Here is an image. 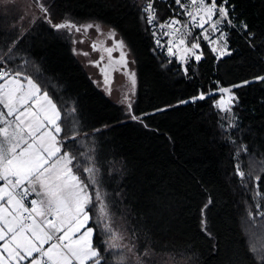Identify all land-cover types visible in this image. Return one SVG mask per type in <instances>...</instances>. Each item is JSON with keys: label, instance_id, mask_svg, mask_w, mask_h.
Masks as SVG:
<instances>
[{"label": "trees", "instance_id": "obj_1", "mask_svg": "<svg viewBox=\"0 0 264 264\" xmlns=\"http://www.w3.org/2000/svg\"><path fill=\"white\" fill-rule=\"evenodd\" d=\"M227 1L237 31L215 49L210 30L193 28L159 52L144 23L147 0H53L55 21L89 17L127 45L137 74L133 121L53 27L32 26L4 58L13 38L0 32V70L34 81L59 111L61 154L88 195L92 264H155L160 255L175 264H264L263 245L251 246L252 229L264 232V0ZM157 5L164 18L178 11ZM222 90L232 95L227 111L216 106ZM90 156L108 217L134 251L108 242Z\"/></svg>", "mask_w": 264, "mask_h": 264}, {"label": "rangeland", "instance_id": "obj_2", "mask_svg": "<svg viewBox=\"0 0 264 264\" xmlns=\"http://www.w3.org/2000/svg\"><path fill=\"white\" fill-rule=\"evenodd\" d=\"M52 2L53 0H0V32L3 31L7 38L9 36L13 38L10 43L8 41L2 58L11 52L17 41L32 26L38 25L45 29L53 27L55 34L67 40L74 58L98 90L119 106L124 120L133 121L135 117L131 115V106L136 95L137 74L132 54L127 45L111 28L89 17H66L65 20L55 21L52 19L53 13L50 9ZM46 9L49 11L45 12ZM212 42L215 49L219 45V40L216 39ZM92 43L94 45H91ZM102 48L103 50L99 52L98 50ZM231 104V93L222 90V97L216 102L217 108L227 111ZM0 115L2 116V118L0 117L1 122H3V116L10 119L4 129H2V125L0 126V177L13 189L19 190L17 189L21 186L19 179L26 182L30 176H35V179H43L54 170L62 169L61 166L67 160L70 161L66 153L61 154V143L57 136L59 111L47 93L43 92L31 79L21 78L14 74L0 79ZM88 175L95 189L102 226L109 236L108 242H111L114 247L134 251L128 237L119 228H116L113 220L108 217L103 195L97 186L91 156ZM74 177L77 179L76 175ZM54 185L64 189L65 193L68 190L67 197L70 199L72 182L63 179L54 182ZM83 187V185L78 186V190L72 198L73 210L70 203L67 207L63 203L65 210L67 208L68 212L72 213V217L75 212H78L77 209L83 208V205L85 206L88 201L87 192ZM0 208L5 214L7 233L4 247L6 248L8 245L13 257L15 259L18 257L16 264H37V261L40 262V258L47 259L44 256L47 251L41 254V250H43L41 247L44 244L30 248L29 241L23 239L21 232H17L20 228L18 220L20 206L14 195L1 182ZM201 218L202 227L205 228L207 225L205 211L202 212ZM252 230L251 246L255 251L261 250L260 246L264 247V232L263 230L261 232L260 227H255ZM40 234L49 243V237L47 238L43 230ZM248 235H251L250 231ZM62 236L63 234H58L57 239L64 252L56 245L50 249H58L62 255L68 254L78 264H87L88 261L85 257H76L70 251L69 242L67 243L65 239L72 236L73 240H77L80 245H85L93 251L91 247L92 230L86 228L80 235L74 236L68 232L64 234V239ZM38 253H40L39 256ZM134 254L136 256V253ZM164 258L166 257L163 255L157 256L155 264H175L171 259Z\"/></svg>", "mask_w": 264, "mask_h": 264}, {"label": "crops", "instance_id": "obj_3", "mask_svg": "<svg viewBox=\"0 0 264 264\" xmlns=\"http://www.w3.org/2000/svg\"><path fill=\"white\" fill-rule=\"evenodd\" d=\"M213 40L215 39L213 38ZM8 75H9L8 73L5 74V76ZM14 75L24 78L19 74H14ZM0 117L2 118L1 115ZM1 118H0V126L2 125V129H4L6 127V124L9 123L10 119L7 118L6 116L5 117L3 116V122H1ZM61 167L62 169L54 170L51 174L46 175V177H44L43 179L42 178L35 179V176H30L27 182L25 180L22 181L21 179H19L21 186L18 187L17 189H19L20 191H25V190L33 191L32 204L35 211L37 212L40 218H45L48 215H50L53 218V223L51 226L54 228V231L56 232L57 235L63 234L64 236V234L68 232H70L73 236L80 235L84 231V229L86 230L87 228L86 226L87 218L84 214L85 206L87 203L85 204V206L83 205V208L77 209L78 212H75L74 217H72V213L68 212L67 208L65 210L63 203L66 205V207L69 203L71 205L72 198L76 194L78 190V186H81V183L78 182L79 181L78 178L74 179L75 175L71 171L69 160H67L64 163V165ZM63 179L72 182L70 199L67 197L68 190L65 193L64 189L54 185V182H58L59 180H63ZM1 180L2 178L0 177V182ZM3 186L7 188L4 184ZM67 189H68V185H67ZM7 190L11 193V191L8 188ZM16 200L18 201L17 198ZM49 206H51L52 209H50ZM73 209L74 207L72 206V210ZM20 211H21V206L18 214L20 228L17 230V232H21L23 235V239L29 241V247L36 248L44 244V246L41 247L43 248V250H41L42 251L41 254H44L47 251V254L44 256L47 259H49L53 264H73V260L68 254L65 253V255H62L60 250L50 249V247L56 245L57 247L61 248V250L63 251V248L59 245V243L51 242L50 236L39 223L34 221L29 226L24 225L20 219ZM41 230H43L47 238L49 237L48 238L49 243H47L45 237L40 234ZM63 236L62 238L64 239ZM6 241H7V233L5 229V214L0 208V264H16V259H18V257L16 259L13 257V254L11 253V250L8 247V245H6V248L4 247ZM65 241L67 243L69 242L70 251L76 257L79 256L85 257L86 260L88 261L87 263L90 262L89 264H92L91 261H93V259L96 256V253L93 249H92L93 251H91L87 246L80 245L77 240H73L72 236L68 239H65ZM37 264H40V262L37 261Z\"/></svg>", "mask_w": 264, "mask_h": 264}, {"label": "built area", "instance_id": "obj_4", "mask_svg": "<svg viewBox=\"0 0 264 264\" xmlns=\"http://www.w3.org/2000/svg\"><path fill=\"white\" fill-rule=\"evenodd\" d=\"M197 5L193 11V14L187 19L184 26L174 25L175 34L170 35L166 41L160 42L155 45V49L159 52H166L177 42L184 41L187 34L181 35L182 33L190 30L192 28L197 29L198 34H203L210 30L211 36L215 39L221 41L227 39L229 35L237 31V22L233 15L234 7L228 3L227 0H193ZM190 0H180L179 7L183 8L189 5ZM203 13V14H202ZM200 14H202L200 16ZM200 16V17H199ZM239 26L243 27L245 30V24L243 21L239 22ZM155 29L162 30V26L158 25ZM196 39V37L194 38ZM4 74L0 71V78H3ZM3 184L11 191V193L18 199L21 212L20 219L21 222L29 226L32 222L36 221L39 223L50 236L52 243H59L56 237V232L51 226L53 223V218L48 215L45 218H40L37 212L34 210L32 204L33 191H18L13 189L9 184H7L3 179L1 180ZM52 209L51 206H49ZM40 253H38V256ZM40 264H52L49 260L40 258ZM73 264H78L73 260Z\"/></svg>", "mask_w": 264, "mask_h": 264}, {"label": "bare ground", "instance_id": "obj_5", "mask_svg": "<svg viewBox=\"0 0 264 264\" xmlns=\"http://www.w3.org/2000/svg\"><path fill=\"white\" fill-rule=\"evenodd\" d=\"M162 1L169 6H172L175 10L178 11L175 12L174 14L175 16L173 18L161 17L160 10L157 5V0H147L144 6L145 9L144 23L147 27H149L152 31L155 32V37L153 41L155 45L159 44L160 42L166 41L170 35L175 34L174 25L184 26L186 24L187 19L193 14V11L197 6L193 0H190L189 5L183 8L179 7L180 0H162ZM202 14H200V16ZM158 25L162 26L161 31L155 29V27ZM192 29L187 30L181 35L184 34L189 35ZM0 71L5 75V73L2 70ZM25 191H30V190H25Z\"/></svg>", "mask_w": 264, "mask_h": 264}]
</instances>
